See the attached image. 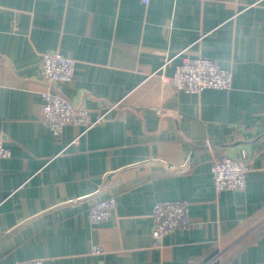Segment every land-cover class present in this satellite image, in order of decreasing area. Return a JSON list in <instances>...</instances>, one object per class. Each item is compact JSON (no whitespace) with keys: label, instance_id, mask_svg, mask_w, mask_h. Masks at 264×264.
Returning a JSON list of instances; mask_svg holds the SVG:
<instances>
[{"label":"crops","instance_id":"crops-1","mask_svg":"<svg viewBox=\"0 0 264 264\" xmlns=\"http://www.w3.org/2000/svg\"><path fill=\"white\" fill-rule=\"evenodd\" d=\"M51 52L75 74L50 91L105 114L85 133L42 123ZM185 57L230 70L231 93L179 92L165 117L141 106L148 78ZM0 142V264H264V0H2ZM243 156L246 188L217 193L214 161ZM109 197L116 209L92 223ZM179 200L192 227L155 247L154 206Z\"/></svg>","mask_w":264,"mask_h":264},{"label":"built area","instance_id":"built-area-1","mask_svg":"<svg viewBox=\"0 0 264 264\" xmlns=\"http://www.w3.org/2000/svg\"><path fill=\"white\" fill-rule=\"evenodd\" d=\"M142 4L149 5L151 0H141ZM2 0H0V9ZM171 60L167 63L169 64ZM165 66V65H164ZM154 73L149 80L150 84L141 97V106L153 107L160 116L169 115L164 104L179 92L199 94L205 90L215 89L229 95L232 91V72L223 69L214 61L203 57H185L176 67L172 76L167 77L162 70ZM160 72V74H159ZM41 73L48 86V91L42 94V123L54 136H60L66 126L78 125L84 127V132L93 128L101 119L93 120L86 110L75 107L64 96L51 92L55 83L69 84L74 79L75 61L59 53H46L41 59ZM78 140L75 141L77 143ZM12 151L3 142H0V159H9ZM170 170H174L171 166ZM251 172L249 162L242 158L221 157L214 161L212 166L213 184L217 193L228 191H243L247 186V178ZM117 207L113 197L93 203L89 208V220L100 223L110 218ZM190 204L185 200L158 202L152 211L154 246L160 247L162 240L174 233L187 231L192 227L190 220ZM94 248V254H100ZM14 264H47L43 259Z\"/></svg>","mask_w":264,"mask_h":264},{"label":"water","instance_id":"water-1","mask_svg":"<svg viewBox=\"0 0 264 264\" xmlns=\"http://www.w3.org/2000/svg\"><path fill=\"white\" fill-rule=\"evenodd\" d=\"M110 177H112V176H110V175H109V176H107V178H108V179H110ZM107 178H106V180H107L106 182L108 183L109 181H108V179H107ZM100 194H101V192H98V194H97V195H100Z\"/></svg>","mask_w":264,"mask_h":264}]
</instances>
